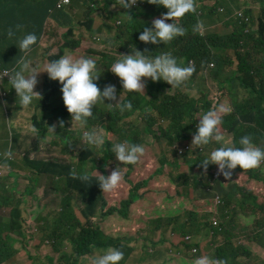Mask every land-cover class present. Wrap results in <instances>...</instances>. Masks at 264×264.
<instances>
[{"label":"trees","instance_id":"trees-1","mask_svg":"<svg viewBox=\"0 0 264 264\" xmlns=\"http://www.w3.org/2000/svg\"><path fill=\"white\" fill-rule=\"evenodd\" d=\"M56 1L0 0V62H3L6 67L15 66L16 63L12 60L11 55H13L17 47L16 39L26 33H34L32 29L34 18L38 14H41L44 19L48 11L55 6ZM112 1L115 2V0ZM254 2L260 5V16L256 23L254 22ZM207 3L209 4L208 6H206L205 2L199 6L196 3L197 7L194 13H187L176 21L185 28V34L167 44H145L138 39L145 27H152V21L160 18L162 13L167 12L166 8L147 3V0H138L139 6L134 5L131 9H125L121 5H118L122 10L116 12L117 18H122L124 14L127 20L125 27L120 29L116 34L113 43L119 44L120 52L132 53V46L134 45L137 50L144 52L150 57L170 52L182 66L193 65L195 67L192 76L187 80L192 83H198L200 81L199 77L205 76L206 78L207 71L212 64H215L211 77L219 84L222 91L228 92L230 99L228 102H222L220 99L222 95H218L214 88L211 89L213 95L211 101H208V94L204 93L200 87L197 89L203 93L202 99H192L185 96H168L161 93L153 94L154 92H151L152 88H147L139 95L142 99H138L133 95L136 100L132 103V110L121 112L114 107L106 110L100 106H93L92 111L94 115L89 119L86 126L88 130L100 128L105 133L115 134L119 142L127 141L145 146V155L135 165H123V162H119L110 150V142L104 143L98 156L94 155L95 152L92 148L88 147V150L81 148L76 153L75 149L70 148L68 145V150L63 153L77 160L73 164L59 163L61 161L58 160L56 162L54 160L30 159L28 154H25L22 159L35 176L39 173L41 175L55 176L65 171L66 173L72 171L77 174L78 170H86L94 177L93 171L97 170L99 174L110 175L115 168L121 167V183L112 192H102L98 182L95 180L92 182H82L78 178L73 179V182L77 183L75 187H79L84 198L87 195L85 200L86 207L82 208L80 212L85 217H88V221L80 233L73 235L74 242L78 244V248L84 249L86 255H90L86 258L87 261L92 256H95L96 251L101 249L107 250V248L112 246L110 243H100L97 239H93V236H104L103 233L110 235L113 233L108 232L111 229H114V232H123L125 230L134 231L144 228L147 230L146 237H149L151 234L149 229L159 220L146 207V201L143 199V196L144 206H138L137 209L145 215L142 217H131V220H124L127 214L130 213L129 208L140 199L138 191L141 189V181L134 180L131 174L147 171V164L151 161L153 146L145 143L144 132H157L163 138H167L170 142L169 156L172 158L175 156L178 159L180 158L181 142L187 141L190 143L193 137L189 133L192 130H197L199 118L207 111L222 106L225 111L221 113L222 122L218 126L222 134H225L227 131L235 133L234 144L236 146H239L238 142L242 136L250 135L255 146L264 147V127L261 124L259 115L260 106L264 104V57L258 66H251L249 55H240L241 66L239 68V63L230 56L231 51L235 53V50L242 45H247L250 40H253L260 52L264 54V38H262L264 35V0H208ZM223 9L224 11H222ZM127 14L131 17H128ZM220 21L226 23L229 27L227 32L209 33L207 35L201 33L200 30L203 24L212 28L215 23ZM166 22L171 23L173 21L169 19ZM41 23L39 22V28L41 27ZM106 26L109 31L112 30L111 26ZM9 28L16 34V37L13 39L6 37V30ZM254 29L258 31H253ZM34 34L39 37L36 33ZM255 34L261 38L255 39L253 37ZM185 44H189L187 51L182 48ZM191 55H193V60L188 63L187 61ZM104 58L108 57L104 55ZM98 60L100 61L99 58ZM115 61L116 59L110 63H106L105 66L109 68ZM253 71L256 75H253ZM59 85L60 83H56L51 79L47 80L43 95V110L38 109L40 113L42 111H51L54 97L61 89V87L58 89ZM148 92H150L149 95H147ZM54 94L55 96L53 97ZM200 111L202 112L197 117ZM136 112L142 115L144 121L139 128L132 124L129 126L128 124L117 126L119 121L132 116ZM150 113L156 114L157 119L151 118ZM112 114L115 115L114 118ZM51 120L52 117H41L40 122H38L37 115L34 117V124L40 132L49 133L51 124L50 122L48 125L45 124ZM161 121L169 122V128L164 129L160 127L159 131H155L154 126ZM63 135L64 140H66L67 137L70 138L73 135V132L66 128L63 130ZM215 144L213 141L209 145L203 146L201 151L197 147L198 154H195V152L186 153L184 156H190L187 166L194 170L196 164H200V160L207 152L211 151ZM37 150H39V146L32 151L31 155ZM163 163H170L175 167L179 166L177 161L172 163L168 160H163ZM263 167L264 162L261 163L260 167L250 170H243L237 166L234 175L229 177L234 180L236 192L243 195L247 193L245 190L248 189L255 192L261 186L259 180L264 182L262 174L257 173ZM199 170L202 172L197 175L202 182L201 189H203L206 183L214 181L218 177L215 174L218 172L216 165H209L207 171L204 173V169L201 166ZM159 172L161 170L157 171V173ZM14 175L12 173V176ZM30 177L34 176L30 173ZM223 177L221 179L224 182L226 178ZM18 179L19 175L13 177V185L16 188L22 189V187H19ZM46 180L48 181L49 179L46 178ZM172 180L177 185L188 184L190 175L187 172H181L177 178L172 177ZM62 181L67 182L66 180ZM32 182L37 183L38 180L33 178ZM160 183L162 185V178L157 181L155 188H158ZM29 184L30 181L28 179L25 188ZM241 205L244 206L243 203ZM68 208L70 214L75 213L70 205ZM227 214L226 212L225 215ZM92 220L97 227H94ZM7 230L9 232H6L4 229L0 230V250L3 251H5L3 246H9L12 249V244L22 242L23 238L21 227L14 229L13 226L12 228H7ZM56 233L52 231V234ZM81 236L83 237L81 238ZM242 250L245 249L239 248L235 243L228 240L220 247H217L214 257L224 259L226 264H246L244 257L251 259L254 264L261 263L258 259L263 257L262 253L257 251L255 255H252L247 252L242 253ZM259 250L264 252L263 249ZM130 251L131 249L125 253V262L122 264H136V257ZM170 251L171 249L169 248L165 254L166 262H162L161 264H168ZM145 253L148 259L154 258L153 253L149 251L148 245L145 247ZM161 255H163L162 252ZM50 261L52 262V259ZM73 262L78 264L80 260Z\"/></svg>","mask_w":264,"mask_h":264},{"label":"rangeland","instance_id":"rangeland-1","mask_svg":"<svg viewBox=\"0 0 264 264\" xmlns=\"http://www.w3.org/2000/svg\"><path fill=\"white\" fill-rule=\"evenodd\" d=\"M198 1L199 5H203V2H205L206 6L209 5L207 3L208 0ZM253 5L255 6L254 22L256 23L260 16V6L257 5L256 2H254ZM115 10L121 11L122 9L115 6ZM92 14L93 11H90L89 9L84 11L82 18L80 19L82 22L77 23L74 28L73 39H82L83 33L86 31V39L88 41L93 34H100L106 46H97L98 50H93V48H91L89 51H93L100 59V71L103 72L108 69L105 67V64L116 59L120 53L119 44H114L113 41L120 29L125 27L127 17L123 16L122 18H116L106 15L104 12L95 14V23L93 24L92 31L90 32L86 26V22L88 17ZM106 25L111 26L112 30L109 31ZM228 30L229 27L226 23L220 21L215 23L212 28L203 24L200 31L203 35H207L209 33H225ZM65 34L66 30L60 28L59 25L54 26L52 22H49L46 25L43 38L46 43H51V47L56 48L52 53H57L60 46L67 41L69 36L65 38ZM92 46L93 43H87L85 46H81L77 40L70 45V53L74 51L85 53L87 51L85 47ZM188 47L189 44H185L182 48L187 51ZM52 53L48 56L45 53H42L39 56L33 54L30 57L32 66L34 68L45 66L50 62L49 57H51ZM63 55H65V52H63L60 57ZM104 55L108 58H104ZM230 56L236 60V55L233 51H231ZM118 57L120 58L121 56ZM191 60H193V55L190 56V59L187 62L190 63ZM47 76V72L42 75L40 84L36 85V89H34V91L39 94H37V97L33 99L31 105L28 107H22L19 105L17 93L14 88H11L10 83H5L1 87L8 92L6 99L10 102V105L13 106L18 103L20 112V116L16 115L15 118L10 119V131V124H8L5 111L3 109L0 110V124L3 121L5 127L4 130H0V142L3 144V146L0 147V157L4 161L3 165L0 167V171L3 173L1 184L9 187L12 184L13 177L19 175L18 183L19 187H22L19 192H22L23 189H25L28 179L30 181L29 187L36 188L35 183L32 182V179L36 176L22 161L25 154H28L30 158L45 159L50 161L54 160L56 162L61 161L59 163L63 164H73L77 160L72 159L69 155L64 154L63 152L68 150V145L70 148H74L76 153L86 145L83 142V132L88 131V129L86 127L84 129L77 127L71 128V114L68 113L66 106L64 105L61 89L54 97L50 112L42 111L40 113V111H38V109L43 110L42 103L44 99L41 100L40 92L42 91L44 85V79ZM98 77V80L94 81L95 83L99 82L102 78H105L108 84L116 86L117 95H121L125 92L120 84V78L111 71H109L107 75H98ZM203 77H199L200 81L198 83L193 82L191 86L168 92L173 95L184 93L190 95L192 99H202L203 93L197 89L200 87L204 93L208 94V101H211L213 97L210 89L212 86V79L206 81L205 76ZM215 83L216 85H213L214 90H217V88L220 89L219 84L216 81ZM146 84L147 79H145V88L143 91L146 89ZM98 86L101 90L103 89L100 83ZM220 91L222 90L220 89ZM140 94H137L136 98L142 99L139 97ZM220 99L222 102H228L230 100L226 93H223ZM107 103L115 102L108 100H105L104 102L99 100L97 105L94 107L100 106L106 110H110L111 107L118 109ZM11 111L15 114L18 113V110L14 108H12ZM201 112L202 111L197 114V117ZM37 115L38 122H40L41 117H52V120L47 121L45 125H48L49 122L51 126L56 125L54 133L52 131L49 133L40 132L34 124V117ZM259 115L261 124L264 127V104L260 106ZM112 116L114 118L115 115L112 114ZM150 117L157 119V116L154 113H150ZM89 119H91V117ZM61 120L64 121L63 127H60L59 125V121ZM143 122L142 115H140L139 112H136L132 116L119 121L117 126H122L123 124H128L129 126L132 124L139 128ZM169 125V122L161 121L156 123L154 130L159 131L160 127L167 129L169 128ZM66 128L70 129L73 132V135L64 140L63 130ZM95 129H98L103 133L105 142H110L111 144L119 142L115 134L105 133L100 128ZM143 135L145 143L149 146H153L151 161L147 164V171H140L131 174L134 180L141 181V189L138 191L140 199L132 205L131 208H129L130 213L127 214L124 220H131V217H142L145 215L137 209L138 206H144L143 199L146 201V207L153 213V215L156 217H165V219L161 220L160 218L158 222L153 224V226L149 229L151 232L149 237H146L147 230L144 228L134 231L125 230L123 232H114V229H111L108 231L109 233L113 232L110 235L103 233L104 236L92 237L93 239H97L102 244L110 243L112 245L111 247L118 248L123 251L124 259L120 262V264L125 262V253L129 249H131L130 253L133 252L132 254L136 257V264L164 263L166 262L165 254L169 248L171 251L168 256V264H195V260L201 256H208L213 259L210 252L212 246L208 245L206 247L207 252L204 254L201 252V246L207 238L206 231L212 228L214 222L215 227L221 232H225L227 229L233 228H237L242 231V236L240 237V243L242 245L252 248L256 243H258L264 247V197L262 194H256L249 189L245 190L247 193L244 195L237 193L235 190L236 185L234 184V180L232 178H226L224 179V184L221 179V177H223L222 174H220L216 180L206 183L203 189H201L202 182L196 175L198 174V171L200 173V164L197 163L195 169L192 170L187 166L190 156H184L188 152H195V154H198L197 149H192L191 143H188L187 141L181 142V149L184 145L185 148L181 150L180 158L177 159L175 156L173 158L169 156L170 142L167 138H163L161 134L157 132H144ZM6 136L8 139L7 141ZM232 137V135L231 137L226 136L225 139L232 141ZM12 142H14L12 145L13 150L10 149ZM35 145L39 146V150L31 155L32 151L35 149L33 148ZM101 147H92V149H94L95 156L99 155ZM5 151H10L12 153L10 158L3 155ZM5 159L11 160L13 162V166L6 167ZM163 160H168L172 163L177 161L179 166L175 167L170 163L164 164ZM236 169L233 170L232 175H234ZM159 170H161V172L157 173ZM80 172L81 171L78 170L77 174ZM181 172H187V174L190 175V181L188 184L177 185L172 180V177L177 178ZM204 172L205 171H203V173ZM259 172L260 170L257 171V173ZM12 173L15 175L12 176ZM30 173L34 177L31 178ZM73 173L74 172L72 171L69 173L64 172L51 177V188L48 190L50 199H47L46 202L40 201L37 194L40 190L33 192V194H31L30 191L27 192V196H30L31 201V214L28 215L26 212L22 211L21 215L23 216L22 219L28 228L27 239L30 248L26 255L19 259V264H67L68 262L66 260L61 261L60 252L54 250L55 246L59 249L65 250L63 255L66 256L68 260H80L78 264H89V261H87L86 258L90 255H86L84 249L78 248V244L74 242V237L72 236L73 234L80 233L86 225L85 220L88 221V217H85V215L80 212L82 208L86 207L85 198L82 195V191L79 190V187H75L77 183L73 182ZM93 175H99V171H93ZM164 176L167 177L168 183L174 186L176 195L175 193L171 194V188L169 187L161 188L158 186V188H152V186H150L152 182L159 181ZM37 178V186L42 183V187H45V184L43 183L44 179L41 178L40 175L37 176ZM62 180H66L67 182ZM259 182L264 184L261 180H259ZM61 187H64V190H60ZM73 192L76 194V197L75 195L72 196ZM161 196H164L162 200ZM71 202L75 203L76 213L74 214H70L68 208ZM241 203H243L244 206H242ZM161 206L163 209L162 216ZM39 207H45L48 213L55 214L56 217H36L35 213L38 211ZM226 212L228 213L227 215H225ZM207 216L212 217L210 219V223L201 225L200 220ZM51 222L52 226L49 228L48 224ZM92 223L94 227H97L93 220ZM218 230L213 229L210 234V238L213 242ZM52 231L66 234V240H68L66 247H62L60 245L58 235L56 241L52 240L50 237ZM175 232H178V234L175 235ZM33 233L36 235L39 242L36 241ZM82 237L83 236H81V238ZM167 240H171L169 246H167V248H163L162 245H165ZM220 242L221 244H224L226 239L222 238ZM147 245L149 246V251L150 249H154L153 259H148L145 253V247ZM44 246H46V248H44ZM105 251L106 249L98 250L95 255H102ZM161 252L163 255H161ZM9 257L10 254L6 253L5 258L8 259ZM51 258L53 259L52 263L50 261ZM246 264H254V262H246ZM260 264H264V262H261Z\"/></svg>","mask_w":264,"mask_h":264},{"label":"clouds","instance_id":"clouds-1","mask_svg":"<svg viewBox=\"0 0 264 264\" xmlns=\"http://www.w3.org/2000/svg\"><path fill=\"white\" fill-rule=\"evenodd\" d=\"M76 1L77 0H69V3H64L63 0H57L55 6L48 11V14L45 15L44 19L42 18L41 14H38V16L32 21V29L34 30V33H36L39 37H37L34 33H26L16 39L17 47L13 55H11L12 60L16 63L15 66L6 67L3 62H0V110L3 109L5 111V116L7 117L8 124H10L11 118H15L16 115L20 116V112L18 103L14 104L13 106L10 105V102L6 99L8 92L1 88L2 85L5 83H10L11 88H14L17 93V97L19 98V105H21L22 107H28L29 105H31L33 99L37 97V94H39L38 92H35L34 89H36V85L40 84L42 75L45 72H47L48 76L45 77L44 85L42 91L40 92L41 100H43V95L48 79H51L56 83H60L58 89L61 87L64 105L66 106L68 113L71 114V128L77 127L80 129H84L88 125L89 118L93 117L94 115L92 111L93 106H96L99 100H102L104 102L105 100L114 101L115 103L107 104L115 106L121 112L132 110V103H134L136 100L134 96L136 97L137 94L144 92L143 89L145 88V79H147L146 89L152 88L151 92L153 91V94L161 93L168 96H185L187 98H190V95L188 94L178 93L173 95L168 92L191 86L192 82H189L187 80L190 79L193 72L195 71V67L193 65L182 66L180 63H178L177 59L170 52H164L155 57H150L144 52L137 50L133 45L132 53L120 52L118 56L121 57L119 58L117 56L116 61L112 63L107 70L101 72L100 61L98 60L94 52L89 50H91V48H93V50H98L97 46L101 47L104 45L105 47L106 45L104 43V40L98 33L93 34L88 41L86 39V31L83 33V38L77 40L81 44V46H85L87 43H93V46L85 47L87 50L85 53H80L78 51L70 53V45L73 42L77 41L73 39L74 28L77 23L82 22L80 21V19L83 15L82 13H80L77 5L75 4ZM97 1L100 2L99 6H97ZM147 3L156 5L158 7L162 6L167 9V12L162 13L160 18L154 19L152 21V27H145L143 32L140 33L138 39L145 44H167L175 38L183 36L185 34V28L176 21L184 17L187 13H194L197 7L196 3L199 6L198 0H147ZM118 5H121L125 9H131L134 5L139 6L138 0H115V2H113L112 0H93L91 6H89L88 8L90 11H93V14L88 17V20L86 22L88 30L90 32L92 31V26L95 23V14L104 12L108 16L117 18V10H115V6ZM222 11H224V9ZM123 16L125 15L123 14L122 17ZM127 16L131 17L128 14ZM169 19H171L173 22H166ZM39 22H42L40 28ZM49 22H52L54 26L59 25L60 28L66 30L65 38L69 36L67 41L60 46L57 53H52L56 48L51 47V43H46L43 38L46 25ZM253 31L258 30L254 29ZM6 37L9 39H13L16 37V34L11 28H9L6 30ZM253 37L255 39L261 38L256 34ZM262 38H264V35L262 36ZM49 47L51 48L48 49ZM33 51H35V55H37L38 52H40V55L42 53H45L47 54V56L52 53L51 57H49L50 62L45 66L34 68L30 61V57L33 55L31 53ZM63 52H65V55L60 57ZM235 55L236 61L239 63V68L241 66L239 58L240 55H249V63L251 64V66H258L260 64V61L264 57V54L260 52L259 48H257L256 43L253 40H250L247 45H242L237 50H235ZM213 68H215V64H212V66L209 68V70L207 71V76L205 78L206 81L212 79V86L210 87V89L213 88V85H216L215 80L211 77ZM109 71L120 78V84L122 85L123 91H125L123 94L117 95L116 86L108 84L105 78H102L97 83L94 82L98 80V75H107ZM253 75H256L254 71ZM99 83L101 87H103L102 90L98 86ZM216 93L218 95H223V93H226L227 97L229 98L228 92H222L219 88H217ZM55 94L53 95V97L55 96ZM149 94L150 92H148L147 95ZM12 108L17 109L18 113L15 114L13 111H11ZM224 111L225 109L222 106L207 111L202 115V117L199 118L197 130H192L189 134H191L193 137L190 141L193 150L198 147L201 151L203 146L209 145L213 141L216 143L212 147L211 151L207 152L200 160V166L206 172L209 165H216L218 172H216L215 174L218 176L222 174L225 178H229L232 176L233 170H235L237 166H239L243 170L256 169L260 167L261 163L264 162V147L255 146L250 135L242 136L238 142L239 146H236L234 144L235 133L227 131L225 134H222L219 131L218 126L222 122L221 113H223ZM59 125L60 127H63L64 121H59ZM55 127L56 125L50 126V131L54 133ZM4 128V123L2 121V123L0 124V130H4ZM231 135L233 136L232 141L225 139L226 136L231 137ZM7 140L8 139L6 136V141ZM83 142L86 144L82 147L83 149L88 150L92 147L99 148L104 145L105 137L101 131L93 128L83 132ZM13 144L14 142H12L11 144V150H13ZM1 146H3V144L0 142V147ZM37 146L38 145H35L33 148H36ZM184 148L185 145L182 147V149ZM110 150L119 162H123V165L137 164L138 162H140L141 157L145 155L146 151L144 145L138 143H129L127 141L112 143ZM3 155L10 158L12 153L10 151H5ZM3 163L4 161L0 157V167L3 165ZM5 166L12 167L13 162L9 159H5ZM120 168L121 167L119 166L115 168L110 175L99 174L94 177L90 175L86 170L81 171L78 175L74 172L73 178H78L82 182H92L93 180H95L98 182L102 192H112L121 183L122 172L120 171ZM259 173L264 176V167L260 170ZM199 174H201V172H198V174L196 175ZM39 175L44 179L43 183L45 184V187H42V183L39 184V186H37V184L35 183L36 188H31L28 186L27 188L23 189L22 192H19L20 188H16V186L13 185V181L9 187L1 184L3 173L2 171H0V217L12 218V221L6 222L4 224V228L2 229H4L6 232H9L7 228H12L13 226L14 229L17 227H21L23 238L25 239V243L27 244V246L23 245L21 249H23L26 253L30 248L27 239L28 229H25L22 224H16L14 218L18 215H20L19 217H23L21 215V205L24 201L31 205L30 196H27L28 191L33 194V192H37L38 190H40L39 192H37L38 197L40 201L45 202L46 193L51 188L50 183L52 176L41 175V173H39L35 177L37 180V176ZM46 178H48L49 180L47 181ZM162 179V185L160 183L158 186H160L161 188L169 187L171 188V194L175 193L176 195L174 186L168 183L167 177L164 176L162 177ZM150 186H152V188H155L157 186V181L152 182ZM261 187L263 191L258 192L257 194H262L264 197V184H261ZM63 188L64 187H61L60 190H64ZM41 192L43 193L41 194ZM74 195L76 197V194L73 192L72 196ZM163 197L164 196H161V200L163 199ZM86 198L87 195L85 197V200ZM70 206L76 213L75 203L71 202ZM42 211L43 207H39L38 211L35 214H41ZM26 212L28 213V211ZM77 212L79 213L78 210ZM162 215L163 209L161 206V216ZM51 216L56 217L55 214H51ZM209 216H207V221L204 224L210 223V219L212 217ZM160 218L161 217H158V219ZM85 223H87L86 220ZM51 226L52 222L48 224L49 228ZM213 229L218 230V228L215 227V222L213 223L212 228L206 231L207 238L204 240L201 246V252L203 254L206 253V247L208 245L212 246L210 252L214 260L208 256H201L195 260V264H226V261L224 259H218L217 257H214V253H216L217 247L223 245L220 242L222 238H225L226 242L229 240L232 243H235L239 248H244L245 250H242V253L251 252V248H248L246 245H242L240 243V237L236 238L232 235L231 229H227L225 232H221L218 230L219 232L217 231V235L213 242L210 238V234ZM176 234H178V232H175V235ZM57 235L60 239V245L62 247H66V244L68 243V240H66V234L60 232L52 234L51 232L50 237L53 241H56ZM33 236L36 241L39 242L34 233ZM170 241L171 240H167L165 245L161 244L163 248H167ZM256 244L264 249L262 245L258 243ZM3 247L5 251L0 250V264H18L11 259L12 251H14V244H12L11 246L12 249H10L9 246ZM44 248H46V246H44ZM54 250L60 252L61 261L66 260L68 262L67 264H76L73 261H79L68 260V258L63 255L65 250L59 249L56 246L54 247ZM150 251L153 253L154 249H150ZM6 253L10 254V257L8 259L5 258ZM244 258L246 262H252L249 260V258ZM123 259V251L118 248L110 247L102 255L92 256L89 259V264H120ZM258 260L262 263L264 262L263 257H260Z\"/></svg>","mask_w":264,"mask_h":264},{"label":"crops","instance_id":"crops-1","mask_svg":"<svg viewBox=\"0 0 264 264\" xmlns=\"http://www.w3.org/2000/svg\"><path fill=\"white\" fill-rule=\"evenodd\" d=\"M82 1H83V2H82ZM92 2H93V0H77V1L75 2V4L77 5V7H78L80 13L83 14L84 11H85L86 9H88L89 6H91ZM96 3H97V6H99L100 2L97 1ZM31 54H34V55H35V51H33ZM39 55H40V52L37 53V56H39ZM261 191H263V190H262V187L260 186L255 192H256V194H257L258 192H261ZM42 193H43V192H41V194H42ZM47 199H48V200L50 199V195H49L48 192L46 193V199H45V202L47 201ZM21 209H22L23 212L28 211V213L26 212V214H28V215L31 214V212H30V210H31V205L28 204V203H26L25 201L22 203V205H21ZM35 216H36V217H52L51 214L47 212V210H46L45 207H43V211H42L41 214H38V213H37V214H35ZM207 218H208V217H204V218H202V219L200 220L201 225L204 224V223L207 221ZM163 219H165V217H161V220H163ZM14 220H15L16 224H22V226H23L25 229H28V228L26 227L25 222H24V220L22 219V217H15ZM9 221H12V218H11V217H0V229L4 228V226H5L4 224H5L6 222H9ZM231 233H232V235L235 236L236 238H239V237L242 236V231L238 230L237 228H233V229H231ZM23 242H24V243H23ZM13 244H14V251H12L11 259H12V261H14L15 263H18V264H19V259L26 255V252H25L23 249H21V247H22L23 245L27 246V244L25 243V239H24V238H22V242H15V243H13ZM259 249H262V248H261L260 246H258L257 244H255V245L251 248V252H250V253H251L252 255H255V252L258 251V252H260V253L263 254V258H264V252L260 251ZM263 250H264V249H263ZM244 260H245V258H244ZM249 260L252 261L251 259H249Z\"/></svg>","mask_w":264,"mask_h":264},{"label":"built area","instance_id":"built-area-1","mask_svg":"<svg viewBox=\"0 0 264 264\" xmlns=\"http://www.w3.org/2000/svg\"><path fill=\"white\" fill-rule=\"evenodd\" d=\"M64 3H69V0H63Z\"/></svg>","mask_w":264,"mask_h":264}]
</instances>
